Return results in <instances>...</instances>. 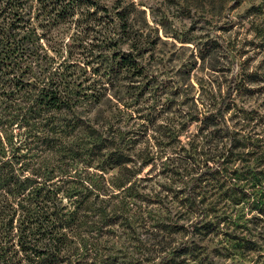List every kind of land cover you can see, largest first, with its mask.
Here are the masks:
<instances>
[{
    "label": "rangeland",
    "instance_id": "obj_1",
    "mask_svg": "<svg viewBox=\"0 0 264 264\" xmlns=\"http://www.w3.org/2000/svg\"><path fill=\"white\" fill-rule=\"evenodd\" d=\"M98 3L56 56L98 90L78 114L126 163L87 169L128 218L78 264H264V0ZM118 52L140 73L116 72Z\"/></svg>",
    "mask_w": 264,
    "mask_h": 264
},
{
    "label": "trees",
    "instance_id": "obj_2",
    "mask_svg": "<svg viewBox=\"0 0 264 264\" xmlns=\"http://www.w3.org/2000/svg\"><path fill=\"white\" fill-rule=\"evenodd\" d=\"M98 1L0 0V264H78L100 250L104 227L127 221L128 206L110 205L106 181L87 169L126 163L78 114L100 101L98 90L56 56L58 29L87 22ZM109 59L116 72L140 73L131 53ZM128 180L109 183L123 191Z\"/></svg>",
    "mask_w": 264,
    "mask_h": 264
}]
</instances>
